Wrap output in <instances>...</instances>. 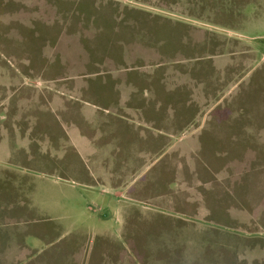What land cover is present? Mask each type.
Returning a JSON list of instances; mask_svg holds the SVG:
<instances>
[{"label":"rangeland","instance_id":"374dc122","mask_svg":"<svg viewBox=\"0 0 264 264\" xmlns=\"http://www.w3.org/2000/svg\"><path fill=\"white\" fill-rule=\"evenodd\" d=\"M0 264H264V0H0Z\"/></svg>","mask_w":264,"mask_h":264},{"label":"crops","instance_id":"0c3cea01","mask_svg":"<svg viewBox=\"0 0 264 264\" xmlns=\"http://www.w3.org/2000/svg\"><path fill=\"white\" fill-rule=\"evenodd\" d=\"M72 93H73V95H85L86 94V91H72ZM59 96H55V100L52 102L53 104H52V108L54 109V108H62L63 107V102H61V101H59V98H58ZM83 104H84V109H85V106L88 104V102H87V100L86 99H84V102H83ZM64 108V107H63ZM195 132V131H194ZM195 137V136H194ZM193 137V138H194ZM195 140V139H194ZM198 140V139H197ZM89 142V141H88ZM86 143V146L89 144V143ZM90 150H91V147H90ZM125 189V188H124ZM123 189V190H124Z\"/></svg>","mask_w":264,"mask_h":264}]
</instances>
